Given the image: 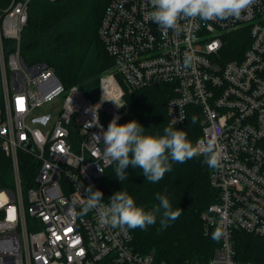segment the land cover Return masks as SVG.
Here are the masks:
<instances>
[{
	"label": "built area",
	"instance_id": "1",
	"mask_svg": "<svg viewBox=\"0 0 264 264\" xmlns=\"http://www.w3.org/2000/svg\"><path fill=\"white\" fill-rule=\"evenodd\" d=\"M32 2L0 0V157L12 168L7 184L0 179V264H172L138 250L130 229L101 225L95 210L78 215L88 186L103 204L112 196L100 186L114 163L102 155L105 119L122 118L126 90L155 85L173 90L169 124L199 107L198 141L214 140L221 151L210 174L218 198L202 219L206 231L220 226L224 235L209 260L182 264H262L239 260L234 243L236 231L264 236V0L239 19H181V31L166 36L148 16L150 0H110L99 35L115 65L101 74L96 98L66 86L48 63L25 60ZM234 32L249 39L230 57ZM186 52L199 58L195 71L183 66ZM23 154L32 160L27 180Z\"/></svg>",
	"mask_w": 264,
	"mask_h": 264
},
{
	"label": "trees",
	"instance_id": "2",
	"mask_svg": "<svg viewBox=\"0 0 264 264\" xmlns=\"http://www.w3.org/2000/svg\"><path fill=\"white\" fill-rule=\"evenodd\" d=\"M109 1L33 0L21 44L25 60L48 63L66 86L79 85L86 95L96 98L92 93L98 92L102 72L115 65L99 35V26ZM240 34L235 32L228 36L226 50L230 57L245 49L246 43ZM172 96L173 90L168 85L126 90L129 108L117 123L136 120L144 127V134L161 136L164 129L171 126L167 106ZM193 116L198 117L195 124L191 123ZM200 120L199 107L189 105L185 122L172 127L185 131L187 139L196 145L203 136ZM111 121V118L105 119L107 126ZM25 158H31L22 155L21 171L27 180L33 173H30ZM204 159L203 155H198L184 163L173 162L172 170L157 183L147 181L142 170L131 165L126 168L128 178L123 181L116 178V162L105 171L100 186L108 194L127 192L137 206L151 210L159 204L156 194L160 193L168 196L174 210L181 212L179 218L171 221L164 230H158L159 218L147 230L130 229L138 250L153 253L157 260L172 264L205 261L214 255L221 239H212L216 227L206 231L202 215L217 201L218 191L211 186L212 169ZM11 171L10 160L1 156L2 184H7ZM234 244L239 260L264 264V236L236 231Z\"/></svg>",
	"mask_w": 264,
	"mask_h": 264
},
{
	"label": "clouds",
	"instance_id": "3",
	"mask_svg": "<svg viewBox=\"0 0 264 264\" xmlns=\"http://www.w3.org/2000/svg\"><path fill=\"white\" fill-rule=\"evenodd\" d=\"M255 2L256 0H150L154 10L148 16L159 26L161 34L166 36L170 29L181 31V19L199 18L204 22L239 19ZM198 62L199 58L193 53L184 54L185 69L195 71ZM114 103L117 108L125 105L119 101ZM118 119L115 116L102 133L105 146L102 155L106 162H116L115 175L120 181L128 178L125 170L129 165L141 169L146 180L151 183L161 181L172 170L173 162L184 163L198 155L205 157L204 163L211 169H217L221 165V151L214 140H201L194 145L187 139L185 131L172 126L166 127L161 136L146 135L144 127L136 120L118 124ZM197 120L198 117L193 116L191 123L195 124ZM96 137L101 139L100 136ZM100 171L103 172L102 169ZM85 191L86 201L78 215L83 217L95 210L101 225L112 228L147 230L159 218L158 230H164L181 215L179 210L173 209L168 196L160 193L156 194L159 204L151 210H145L142 206H137L133 197L124 191L115 192L108 204L102 203L104 194L100 190H93L90 185ZM223 235L222 227L218 226L212 233V239L219 241Z\"/></svg>",
	"mask_w": 264,
	"mask_h": 264
},
{
	"label": "rangeland",
	"instance_id": "4",
	"mask_svg": "<svg viewBox=\"0 0 264 264\" xmlns=\"http://www.w3.org/2000/svg\"><path fill=\"white\" fill-rule=\"evenodd\" d=\"M235 33V32H234ZM240 36H241V38H242V40L246 43L247 41H248V39H249V36L247 35V34H240ZM29 63V62H28ZM114 69V65L113 66H111V67H109V68H107L105 71H103V72H106V71H111V70H113ZM102 72V73H103ZM98 95V92H94V93H92V96H97ZM128 104H126V106L124 107V109H123V115H125V113L128 111ZM58 109H59V107H56V108H54V109H49L50 111H51V118H50V122L51 123H53L54 121H55V119H56V117H57V113H58ZM123 117V116H122ZM43 128H46V126H42ZM26 159V160H25ZM24 160L25 161H27L26 162V164H29V163H31V161L32 160H29V158H25ZM28 161H30V162H28Z\"/></svg>",
	"mask_w": 264,
	"mask_h": 264
},
{
	"label": "snow or ice",
	"instance_id": "5",
	"mask_svg": "<svg viewBox=\"0 0 264 264\" xmlns=\"http://www.w3.org/2000/svg\"><path fill=\"white\" fill-rule=\"evenodd\" d=\"M19 102H20V104L22 105L23 101H22V100H20Z\"/></svg>",
	"mask_w": 264,
	"mask_h": 264
}]
</instances>
